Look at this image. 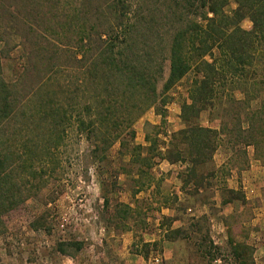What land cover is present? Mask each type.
Wrapping results in <instances>:
<instances>
[{"label":"rangeland","instance_id":"1","mask_svg":"<svg viewBox=\"0 0 264 264\" xmlns=\"http://www.w3.org/2000/svg\"><path fill=\"white\" fill-rule=\"evenodd\" d=\"M50 1H53L52 7L49 5ZM110 1L112 0H46L39 6L36 1L28 0L26 16L21 21L15 20L13 25H6L4 22L1 24L0 35L6 40L0 42L3 78L10 85L20 81L24 89L33 91L29 95H20V105L25 109V114L17 127H12L14 133L11 140L13 160H19L21 152L26 151L29 155L30 160L24 164L23 173L26 175L24 182L27 192L32 195L2 217L0 264H78L81 263L80 260L86 261L87 263L82 262L86 264H107L105 258H88V247L93 245L94 251L97 250L96 247L102 249L97 240L100 241L104 235L118 233V230H126L128 226H134L139 236L150 230L155 197L136 198L133 194L137 187L134 180L136 173H122V165L129 166V156L122 160L119 141L106 154L100 149H97L96 154L99 143L96 137L94 134L91 137L88 133L76 130L74 118H71L72 123L67 122L66 132L61 127H54L49 118L52 114L56 116L60 113L57 109H61L62 103L67 101L69 95L65 89L68 87L76 104L91 101V95L86 90L83 91L86 86H80L79 83L80 64L74 58L76 39L72 32L85 18L90 15L96 17L100 13V10L96 11L97 5L104 6ZM124 2L128 5V18L139 22L136 29L149 35L162 33L165 37L163 42L159 37H150L152 47L147 48L156 57H160L161 52L168 56L172 34L181 25L182 17H189L188 11L178 7L175 0ZM74 6L84 7L81 8V18L74 17L75 13L70 10ZM39 7H43L41 11L45 14H37ZM235 8L236 3L231 2L226 10L231 12ZM49 9L52 12H48ZM105 14L111 16L109 8H106L102 16ZM71 19L70 27L65 29L66 33L62 27L56 30L48 28L52 20L59 21L64 26ZM123 20L126 18L123 17ZM241 25L245 29L252 27L248 18ZM169 68L167 59L164 64V77L158 83L160 93ZM261 69L257 76L250 75L248 81L227 85L222 93L226 96L222 99L224 106L221 112L226 114V108L236 107L233 103L231 105L230 99L228 101L229 95H232L233 99L246 102L248 100L247 106L240 105L236 110L244 114V111L248 113L262 108L260 121H264V67ZM191 78V74L187 75L169 91L168 96L174 100L167 105V124L161 122L162 117L154 108L143 110L147 105L143 98L138 101L140 108L134 113L137 119L133 124L137 143L145 141L148 145L147 135L153 140H169V137L166 138L169 135L168 130L173 129V125L177 123L178 109L188 93ZM255 80L257 84H254ZM125 101L124 108L118 110L120 115L129 103ZM219 110L220 107L214 111L203 112L201 122L220 127V119L214 117ZM248 127L249 123H244V128ZM46 128H50L51 133H56L54 139L47 135L44 138V133L41 135ZM218 149L217 163L224 159L226 163L221 166L222 170L217 178L209 179L211 187L207 190L221 191L224 181L230 186L238 184V190L245 195L246 202L239 200L228 205L231 215L226 211L219 215L218 207L208 206V214L201 215L202 212H199L196 213L200 215L198 217L184 215V232L177 236V240L170 247L173 258L157 264H239L232 256V240L252 248L250 264H264V157L257 158V149L253 144L239 147L235 152L224 135H221ZM261 150L263 153L264 146ZM158 160L156 158L155 161ZM31 161H34L38 170L36 178L31 174L34 170V164H29ZM157 164L151 169L154 176ZM152 182L156 184L163 181ZM160 187L166 191L174 187V184L172 181H165ZM217 197L219 200L220 196ZM105 199L109 200L108 206ZM130 203L134 206L128 210L125 205ZM201 211L204 209L201 208ZM220 220L221 227L218 226ZM227 225L232 230L224 228ZM210 241L215 247L212 249V255L216 257L213 262H209L211 257L209 258L204 248L205 245H210ZM74 242L82 243L79 258L62 254L60 245ZM65 248L72 251L74 246ZM133 250H141L149 256L151 251H161V247L157 245L146 249L139 243V247L134 246Z\"/></svg>","mask_w":264,"mask_h":264},{"label":"trees","instance_id":"2","mask_svg":"<svg viewBox=\"0 0 264 264\" xmlns=\"http://www.w3.org/2000/svg\"><path fill=\"white\" fill-rule=\"evenodd\" d=\"M14 1L13 3V0H0V29L2 22L13 25L15 20L21 21L26 16L28 0ZM34 1L39 3V6L46 2ZM175 2L178 7L188 11L189 17L187 19L182 17L181 25L174 30L169 55L161 52L160 57L158 55L156 57L147 47H152L150 37H159L161 42L165 37L162 33L149 35L136 29L139 22L128 18L129 9L124 0H112L104 6L97 5L96 11L100 10V13L96 17L90 15L85 18L72 32L76 39L74 58L80 64L79 83L80 86H86L83 91L86 90L91 95V101L76 104L70 96L72 93L70 94L68 87L65 89L69 95L68 99L62 103L61 109H57L60 113H57V117L53 114L49 116L53 126L61 127L63 132H66L67 122L72 123L71 118H74L76 130L88 133L91 137L94 134L100 143L96 146V154L97 149L106 154L107 150L119 141L122 160L129 156V166L122 165V173L126 175L136 173L134 180L137 187L134 195L148 188L155 180L151 169L160 160L185 165L178 176L182 182V190L187 195L196 197L202 190L207 191L211 187L209 179L217 178L222 170L214 159L221 135L226 136L228 144L235 152L239 147L253 144L257 149V158L264 157V152L261 153L264 146V121H260L262 108L248 113L244 111L246 113L243 114L236 108L240 105L247 106L248 100L246 102L233 99L232 95H229L228 101L230 99L231 105L233 103L236 107L226 108V114L224 111L221 112L224 106L222 99L226 96L222 93L225 92L227 85L248 81L250 75L257 76L264 67V0H175ZM231 2L236 3V8L228 12L226 8ZM49 5L52 7L53 1H50ZM42 8L39 7L38 15L45 14L41 11ZM70 8L75 13L74 17L81 18L83 6ZM106 8L110 9L111 16L107 14L102 16ZM48 12L52 10L49 9ZM123 17L126 18L125 21ZM247 18L252 23L251 29H245L241 25ZM71 21L72 19L66 21L64 27L59 21L52 20L48 28L56 30L62 27L66 33L65 29L68 30ZM1 41L6 42L0 35ZM167 59L170 63L169 74L160 93L158 83L164 77V64ZM190 74L192 78L188 93L181 102L180 117L183 127L171 132L167 142L153 140L147 135L146 141L149 143L147 146L137 143V133L133 129V124L137 119L134 113L140 108L138 101L143 98L147 102L143 110L154 108L162 117L161 122L167 124V105L174 100L168 93ZM257 83L255 80L254 84ZM31 91L33 90L24 89L20 81L10 85L3 78L0 54V224L4 214L17 208L32 195L27 192L24 182L26 175L23 173L24 164L30 160L29 155L26 151L21 152L19 160L15 161L12 156L14 153L11 151L14 133L12 127L19 124L25 114L19 98L20 95H29ZM122 100L129 103L120 115L119 108H124ZM219 107L220 110L214 115L220 119L219 129L201 124L203 112L214 111ZM246 122L249 123L248 128H244ZM51 132L50 128L48 130L46 128L41 135L44 133V138L47 135L54 139L56 133ZM41 138L43 139L42 136ZM244 154L246 155V152ZM156 158L159 160L155 161ZM30 163L34 164L31 174L36 178L37 167L34 161ZM221 191L223 204L239 200L246 202L242 191L230 188L227 181L222 183ZM105 204L109 205L108 199H105ZM125 206L128 210L132 209L130 205ZM183 207L184 203H180L178 208L182 210ZM173 220L171 217L164 219L169 226ZM183 232V227L170 228L165 239L175 241ZM209 244V246L204 244V248L209 258L211 257L209 262H213L216 257L212 255V249L215 247L211 241ZM157 245L155 243L153 246ZM231 245L234 260L239 264H250L252 248L244 243H234L233 240ZM71 246H74L72 251L65 248ZM142 246L148 249L150 244L144 243ZM81 250L82 243L79 242L60 245L62 254L72 257H77ZM143 254L148 256L145 252Z\"/></svg>","mask_w":264,"mask_h":264},{"label":"crops","instance_id":"3","mask_svg":"<svg viewBox=\"0 0 264 264\" xmlns=\"http://www.w3.org/2000/svg\"><path fill=\"white\" fill-rule=\"evenodd\" d=\"M180 112L181 107L178 109V120L177 123L173 125V129L168 130V134H171L173 131H177L180 128L183 127L181 118H180ZM202 117V116H201ZM201 121V119H200ZM201 124L206 126H211L209 124H204L201 122ZM218 128L219 127H214ZM169 137L166 136V138ZM137 140V136H136ZM139 143V142H138ZM139 144L147 145V143L141 142ZM164 149V147L162 148ZM219 149L216 151L214 159L215 163L218 167L222 166L226 163L225 159L221 161L220 163H217L216 158L218 155ZM185 167V165L177 163V164H171L167 160H160L156 166L157 172L155 173V180L156 181H163V182H152L151 185L140 191L138 194L135 195L136 198H143L146 196L150 199H153L155 197V202L153 203L152 209L154 210V216L153 221L149 224L150 230L141 232L142 236H139L138 230L135 229L134 226H128L126 230H118V233H112L111 235H104V237L100 241H98L100 247H96L97 250L94 251L93 245H90L88 247L87 256L91 260H94V258H105L104 260L107 264H156L153 263L151 260L154 258H157L160 263L170 260L173 258V253L170 250L171 244H173L175 241H169L165 239V235L168 231V229H174L178 227L184 226V215L188 216H200L196 213L202 212V214H208L210 210L206 209V206L208 207H218L219 212L218 214H223L224 211H226L229 215L232 214V211H230L228 208V205L231 203H234L235 201L228 202L227 204L222 203V191L218 190H207L201 191V193L196 196H189L182 190V182L179 178V172ZM234 175H232L233 177ZM165 181L173 182L174 187L167 189L166 191L163 190L162 187H160L161 183H164ZM228 184V183H227ZM230 188L238 189V184L236 186L229 185ZM219 193V195H218ZM217 196H220V199L218 200ZM167 199V201H166ZM217 200V201H216ZM180 203H184V209L180 210L178 207L180 206ZM196 204H200L199 206H195ZM132 208L134 205L132 203L128 204ZM202 205V206H201ZM201 208L204 209V211H201ZM221 208V209H220ZM226 214V213H225ZM209 216V215H207ZM171 217L174 218L171 226H169L164 219ZM148 220H151V218H148ZM218 226L221 227V220L218 222ZM224 228H227L228 230L231 229L230 226H224ZM232 230V229H231ZM139 243L142 246L144 243L150 244V247L153 248V245L157 243L161 247V251L155 250L151 251L149 256H145L143 252L135 251L133 250V247H139ZM157 247V246H156ZM79 258V255H77ZM80 260V259H79ZM88 261V259H87ZM81 263L78 264H86V261H81ZM86 262V263H82Z\"/></svg>","mask_w":264,"mask_h":264},{"label":"built area","instance_id":"4","mask_svg":"<svg viewBox=\"0 0 264 264\" xmlns=\"http://www.w3.org/2000/svg\"><path fill=\"white\" fill-rule=\"evenodd\" d=\"M153 263H160V261L157 258H154L153 260H151Z\"/></svg>","mask_w":264,"mask_h":264}]
</instances>
